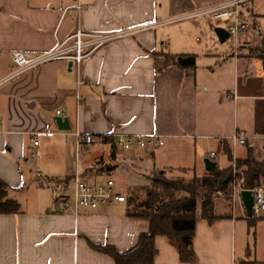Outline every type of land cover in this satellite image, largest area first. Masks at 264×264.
Wrapping results in <instances>:
<instances>
[{
  "label": "crops",
  "instance_id": "1",
  "mask_svg": "<svg viewBox=\"0 0 264 264\" xmlns=\"http://www.w3.org/2000/svg\"><path fill=\"white\" fill-rule=\"evenodd\" d=\"M227 1L0 0V181L20 206L17 214L0 215V264H114L92 246L126 253L149 231V220L128 217L124 203L78 216L62 212L60 197L71 195L76 173L89 181L129 168L144 177L166 171L202 178L210 152L216 168L219 158L227 162L219 169L231 166L223 146L231 151L227 138L234 133L264 159V73L249 50L264 43V0L239 5L240 22L253 33L241 42L239 35L236 46L194 43L184 33L174 49L170 42L168 28L180 17ZM78 29L132 32L79 66L54 61L8 79L13 52L46 53ZM165 55H193L195 69H180ZM57 111L70 131L57 129ZM76 132L92 137L87 151L77 153ZM116 133L159 135L164 144L118 152L107 143ZM246 145L236 148V160L245 158ZM101 163L112 171L93 169ZM196 213L194 264H264V218L246 219L240 208L232 215L221 200L212 223ZM154 246V264H188L168 238L156 237Z\"/></svg>",
  "mask_w": 264,
  "mask_h": 264
},
{
  "label": "trees",
  "instance_id": "2",
  "mask_svg": "<svg viewBox=\"0 0 264 264\" xmlns=\"http://www.w3.org/2000/svg\"><path fill=\"white\" fill-rule=\"evenodd\" d=\"M262 46L260 50H250V53L261 61L264 73V43ZM165 58L180 69H195L196 60L193 55H165ZM111 141L114 145L112 138L107 139V143ZM223 150L231 161V151L226 143ZM236 164L243 169L244 188L250 189L264 182V159H256L248 145L245 158L236 160ZM93 169L108 174L113 167L101 163ZM148 180V186L128 190L124 205L128 217L149 220V231L141 234L137 245L126 253H117L109 246L92 247L111 257L114 264H154L155 238L163 236L175 247L182 263L194 264L192 241L197 219V202L200 200L202 219L208 223L217 220L218 201L221 200L229 206L227 197L231 191V168L217 167L214 172L207 173L202 178L193 176L189 180L182 176H168L166 171H155ZM7 190V185L0 181V215L17 214L20 206L16 201L7 198ZM216 192H222L224 198L219 199Z\"/></svg>",
  "mask_w": 264,
  "mask_h": 264
},
{
  "label": "built area",
  "instance_id": "3",
  "mask_svg": "<svg viewBox=\"0 0 264 264\" xmlns=\"http://www.w3.org/2000/svg\"><path fill=\"white\" fill-rule=\"evenodd\" d=\"M249 0H229L216 7L195 11L186 14L179 19L198 21L200 18L209 17L212 23L223 24L236 46L239 35L246 30V26L240 22L238 7ZM79 10L80 6L77 5ZM146 27L140 28L145 29ZM149 26H147V29ZM132 32L124 31L110 34L88 33L78 29L71 37L64 41H57L56 46L43 54L27 55L21 52H13L11 55V71L8 79L20 76L25 72L37 68L43 64L54 61H66L79 66L89 59V57L99 48L122 36H127ZM80 82L77 83V86ZM229 97L228 94H226ZM234 97V96H233ZM56 116L63 117L62 111H57ZM77 153L82 149L87 151L93 144L92 137L80 132L75 133ZM114 148L118 152H124L133 148L156 150L163 146V138L159 135H134L116 133L112 136ZM230 143L231 174L230 194L228 195L229 206L232 215H235L236 208H240L242 216L246 219L260 220L264 218V185L259 183L253 188H244L243 169L236 164V148L244 147L247 144L245 137L234 133L227 138ZM36 145V142L33 143ZM214 152L208 154V159L214 161ZM73 189L71 195L60 197L61 211L78 216L81 212L93 211L102 207L117 205L125 202V196L116 192L114 182L108 179L104 182L89 181L83 179L79 174L72 178ZM250 191L252 194L251 217H247L244 205L241 201V192ZM217 197L224 198L222 192L215 193Z\"/></svg>",
  "mask_w": 264,
  "mask_h": 264
},
{
  "label": "rangeland",
  "instance_id": "4",
  "mask_svg": "<svg viewBox=\"0 0 264 264\" xmlns=\"http://www.w3.org/2000/svg\"><path fill=\"white\" fill-rule=\"evenodd\" d=\"M204 18H200L198 23H195L192 19L190 20H181L179 22H176L172 25V27L168 28V30L172 34V39H171V45L173 46L172 49H174L175 44H176V39L178 38V34L184 33L186 34L189 41L195 43V39L198 38L201 40L202 43H210L213 42V46L218 47V46H224L225 48H231L233 46V41L231 39H228L223 45H220L217 41V38L214 33V29L217 27H225L222 25H217V23H212V24H205ZM253 33V27L252 25H249L244 32V34H240L239 42L242 41V36H250ZM175 37V38H174ZM209 47L212 48V45L209 44ZM262 44H258L256 46H249V50H260L262 48ZM210 48V49H211ZM164 144V143H163ZM99 151V150H98ZM255 156V155H254ZM217 167L218 168H223L227 166V162L223 160V158H219L217 160ZM126 169V168H125ZM128 173L126 175H110V176H99L98 180L100 182H104L108 179H111L114 182L115 189L118 190L122 195H126L128 190L131 188H140V187H146L148 184V177L150 175H146V177L142 175H135L133 172L131 173L130 170L136 171L134 168H129L126 169ZM176 177H179L180 175H174ZM187 180L191 179V177H185ZM200 210V200L197 202V211Z\"/></svg>",
  "mask_w": 264,
  "mask_h": 264
},
{
  "label": "water",
  "instance_id": "5",
  "mask_svg": "<svg viewBox=\"0 0 264 264\" xmlns=\"http://www.w3.org/2000/svg\"><path fill=\"white\" fill-rule=\"evenodd\" d=\"M214 33L219 41L220 44L225 43L228 39H229V34L227 32V30L225 28L222 27H217L214 29ZM71 64H69L70 66ZM57 129L59 131H70V126H69V122L66 118H62V117H56L54 119ZM204 167H205V171L208 173H212L216 170V164L211 161L210 159H205L204 160ZM262 184L264 185V182H262ZM241 201L244 205V208L246 210L247 213V217H251V208H252V194L250 191H242L241 192Z\"/></svg>",
  "mask_w": 264,
  "mask_h": 264
}]
</instances>
